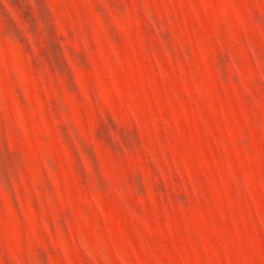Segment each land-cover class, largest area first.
Masks as SVG:
<instances>
[{"label": "rangeland", "instance_id": "rangeland-1", "mask_svg": "<svg viewBox=\"0 0 264 264\" xmlns=\"http://www.w3.org/2000/svg\"><path fill=\"white\" fill-rule=\"evenodd\" d=\"M0 264H264V0H0Z\"/></svg>", "mask_w": 264, "mask_h": 264}]
</instances>
